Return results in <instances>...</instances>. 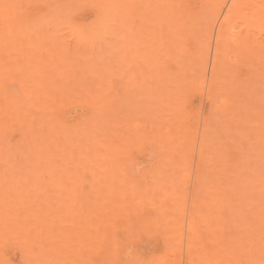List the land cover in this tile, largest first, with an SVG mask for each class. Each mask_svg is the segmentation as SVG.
Masks as SVG:
<instances>
[{"label": "bare ground", "instance_id": "1", "mask_svg": "<svg viewBox=\"0 0 264 264\" xmlns=\"http://www.w3.org/2000/svg\"><path fill=\"white\" fill-rule=\"evenodd\" d=\"M17 3L0 0V264H264V131L241 155L204 122L187 198L195 140L182 112L204 85L211 102L221 87L264 98L244 90L264 66V0H157L132 65L102 41L119 31L109 11L76 22ZM209 11L221 18L208 75L210 34L195 29Z\"/></svg>", "mask_w": 264, "mask_h": 264}, {"label": "rangeland", "instance_id": "2", "mask_svg": "<svg viewBox=\"0 0 264 264\" xmlns=\"http://www.w3.org/2000/svg\"><path fill=\"white\" fill-rule=\"evenodd\" d=\"M13 1V0H11ZM17 2L20 1V3H17V8L13 10L16 12H24L29 13L30 7L29 4L35 5L40 10H49L54 13H61V11H70V18L73 21H88L91 18H96L97 16H100L104 12H108L113 4L109 6V3H111L113 0H16ZM132 1V0H129ZM150 1V0H149ZM190 4H200L201 0H188ZM211 0H204L206 4L209 3ZM140 4H144V7L137 6L134 9L129 10L128 4L126 3V0H123L121 5L125 8L119 12L118 10L115 11V7L113 9V12L110 13L108 22V25H110V29H115L118 27L117 34L116 31L114 33H111L110 31L105 32L102 38V41L105 43H113L118 46L123 45V48L126 52V62L128 65H132L135 61L140 62L142 58V54L144 48L143 45L145 44L144 40L146 39L144 36L150 29V24L157 23L155 17V11L154 7L157 4V0H151L150 2H147L146 0L140 1ZM139 4V5H140ZM205 4V5H206ZM62 5V7L60 6ZM213 6V5H212ZM209 7L206 5V8L204 9L205 13H207ZM19 8V9H18ZM76 8V9H74ZM225 9V6L223 7ZM207 10V11H206ZM203 13L201 17H199V23L198 27L195 29V34L197 38H200L203 35H206L207 32L210 35H207L208 37V53L209 56L206 57L207 62V74L209 75V69L211 66L212 61V52L216 38V30L218 27L217 23H219V19L221 18V14L217 16H213L210 14V11L206 15ZM205 14V15H204ZM210 15V16H208ZM212 15V16H211ZM203 17V18H202ZM207 17V18H206ZM206 19V20H204ZM211 19V20H210ZM152 20V21H150ZM214 21V22H213ZM236 25H238L237 28L242 27L243 23L236 19ZM148 23V25H146ZM205 23V24H204ZM213 24V30L212 33H210L209 26ZM62 27V26H61ZM208 27V28H207ZM199 28V29H198ZM236 28V29H237ZM207 29V30H206ZM254 32V31H253ZM61 34H64L65 39L69 40L70 43L71 37L67 34V29L62 28ZM206 33V34H205ZM255 33V32H254ZM120 34L123 36L122 38V44L118 43L121 41ZM201 34V35H200ZM253 37L264 38V34L259 32L258 34H254ZM252 37V39H253ZM212 42V43H211ZM106 44V45H107ZM253 48V45H251ZM250 46V48H251ZM259 48V47H258ZM263 51H262V50ZM259 49L262 51L261 58H264L263 52H264V46ZM256 51V49H254ZM250 53H247L245 56L246 60L249 62V59L252 61L254 60L255 63V57ZM259 55V53H258ZM257 58V56H256ZM259 58V56H258ZM248 63V66H250L252 69L255 67H258V64ZM253 62V61H252ZM261 64V63H260ZM264 66H261L258 70L260 74H257L258 70H255V74L263 75L264 76ZM200 74V71L198 72ZM208 75L206 77H208ZM253 77L252 82L249 80L247 83V87L244 90L249 89L250 87H254V89L260 93L262 90H264L263 82L260 80L258 81L257 78L259 77ZM256 80L258 82H256ZM261 85V86H260ZM262 88V89H260ZM242 90V89H241ZM257 93V95H258ZM264 94V91L262 92ZM260 93L259 95H262ZM256 97V95H246L245 98L242 100L241 96L238 95H230V93L224 88L221 87L219 89V94L216 96V101L211 102L208 95H207V85H204V87H196V91L194 93V96H192V99L186 105L184 106L182 112H184L187 117L185 119V125L190 126V134L192 135V138H194L195 143L192 147V151L190 155L188 156V162L190 165V171H191V178L189 182L187 183L186 187V196L189 198L190 196V190L193 186V174H194V167L197 162L198 158V151H199V142L203 130V124L206 123H212L215 120L218 121L216 128V135H223V138L219 142V150L222 151L224 149V152L226 151H238V154L246 155L249 152H254L255 150L253 148H250L248 146V149H243L240 145L238 146V142L248 140L249 142H252V138L257 133L262 136V133L264 131V98L263 99H257L252 103L251 101ZM258 97V96H257ZM208 112V115H207ZM164 117L166 119H170L171 116L164 113ZM179 129L180 126H177ZM246 153V154H245ZM218 161L216 159L212 160V162L209 164L210 167L215 168H221V166H216ZM244 168H241L239 171V174L241 177L245 176V173L243 172ZM232 175V173H229ZM182 252H184L183 247L181 248ZM17 255V256H16ZM9 256L12 260V262H19V251H12L9 253ZM14 256V257H13ZM22 256V255H21ZM20 256V257H21ZM18 260H17V259ZM22 260V257H21Z\"/></svg>", "mask_w": 264, "mask_h": 264}]
</instances>
